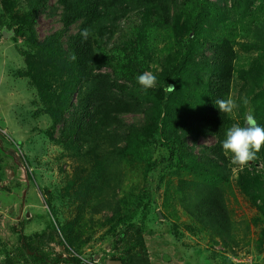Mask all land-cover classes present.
<instances>
[{"label": "trees", "instance_id": "16d2710c", "mask_svg": "<svg viewBox=\"0 0 264 264\" xmlns=\"http://www.w3.org/2000/svg\"><path fill=\"white\" fill-rule=\"evenodd\" d=\"M1 3L0 36L8 32L27 48L20 49L27 55L26 68L15 75L28 78L35 88L39 100L35 114H48L51 124L46 132L63 146L62 156L72 163L71 185L64 192L84 203L87 198L96 201L89 209L83 206L79 218L89 212L91 223H107L114 229L124 224L130 201L118 197V190L127 173H134L136 182L140 177L139 171L128 170L129 161L145 164V178L156 167L154 151L162 149L170 167L191 176L181 181L173 198L225 247L241 245L242 231L228 206L233 166L222 150L232 119L214 101L232 94L237 76L244 81L236 101L240 115L246 117V97L264 127V0ZM43 14L57 17L61 27L42 40L38 24ZM84 29L91 32L87 41L80 35ZM245 36L251 39L238 41ZM237 46L257 53L251 68L239 63ZM73 53L75 61L70 59ZM146 71L157 83L144 91L136 78ZM169 85L175 90L168 91ZM129 114L131 121L126 119ZM210 137L216 140L199 141ZM247 166L252 170L241 173L238 184L263 217L264 247V148ZM104 209L111 214L102 221L94 214ZM75 222L58 232L67 249H74L80 238L76 232L80 219ZM142 231L139 226L136 231L130 228L128 242L141 240ZM41 243L39 237L21 233L0 264H87L79 257H54ZM135 254L126 256L137 262ZM119 259L124 262V255Z\"/></svg>", "mask_w": 264, "mask_h": 264}, {"label": "rangeland", "instance_id": "374dc122", "mask_svg": "<svg viewBox=\"0 0 264 264\" xmlns=\"http://www.w3.org/2000/svg\"><path fill=\"white\" fill-rule=\"evenodd\" d=\"M2 9L0 0L1 14ZM60 27L57 17L40 16L38 33L42 40ZM76 30L72 28L73 32ZM250 39L251 36H245L238 41ZM235 48L239 63L251 68L257 53ZM20 49L27 50L21 39L14 42L8 32L0 36V262L18 244L22 233L32 239L39 237L54 257H79L87 264H264V247L260 245L263 217L238 184L240 174L251 171V166L242 170L233 166L228 206L241 228L243 242L232 248L225 247L211 229H202L173 198L181 181L191 176L170 167L169 161L163 159L165 151L157 148L156 167L145 178L143 162L130 160L127 165L128 170L139 171L140 177L136 182L134 173H127L124 186L118 190V197L125 196L130 201L123 214L124 224L114 229L107 223H91L87 221L89 212L85 218H79L83 206L89 209L96 201L87 198L84 203L72 192L69 196L65 193L71 185L72 163L62 156L63 146L46 132L51 124L48 114H35L39 103L35 88L28 78L15 75V71L27 65V55ZM243 84L236 76L231 94L235 101ZM249 114L253 115V109L248 104L245 116ZM243 117L238 109L234 110L230 127L236 123L243 126ZM132 118V114L126 115L127 121ZM215 140L199 139L203 143ZM257 169L261 170L262 165ZM135 185L138 188H133ZM139 195L143 196L141 202ZM110 214L104 209L94 215L104 221ZM75 218L80 219L76 225L80 238L74 249H67L60 243L58 232L63 225L75 222ZM138 226L143 230L141 240L129 243L127 231H136ZM131 253L137 262L127 258ZM123 255L124 262L119 259Z\"/></svg>", "mask_w": 264, "mask_h": 264}, {"label": "clouds", "instance_id": "9594fccd", "mask_svg": "<svg viewBox=\"0 0 264 264\" xmlns=\"http://www.w3.org/2000/svg\"><path fill=\"white\" fill-rule=\"evenodd\" d=\"M80 35L85 41L88 40L91 32L89 29L81 31ZM71 60L77 59L73 53ZM137 82L144 91L154 88L157 83L156 76L146 71L137 76ZM168 91L175 90L174 85L168 86ZM249 101L245 97L243 104L248 105ZM215 106L221 113L231 115L239 108V104L229 95L227 98L216 99ZM246 123L241 126L239 123L233 124L227 129L225 139L222 141V150L226 157H229L230 166L239 167L241 170L251 161L257 159L258 153L264 148V127L260 126L255 117L251 114L246 116Z\"/></svg>", "mask_w": 264, "mask_h": 264}, {"label": "water", "instance_id": "95a60500", "mask_svg": "<svg viewBox=\"0 0 264 264\" xmlns=\"http://www.w3.org/2000/svg\"><path fill=\"white\" fill-rule=\"evenodd\" d=\"M115 264V263H114Z\"/></svg>", "mask_w": 264, "mask_h": 264}]
</instances>
